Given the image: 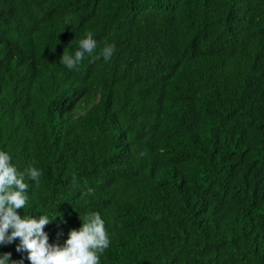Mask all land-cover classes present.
Listing matches in <instances>:
<instances>
[{"label":"trees","instance_id":"trees-1","mask_svg":"<svg viewBox=\"0 0 264 264\" xmlns=\"http://www.w3.org/2000/svg\"><path fill=\"white\" fill-rule=\"evenodd\" d=\"M0 150L50 243L99 212L101 264H264V0H0Z\"/></svg>","mask_w":264,"mask_h":264},{"label":"clouds","instance_id":"clouds-1","mask_svg":"<svg viewBox=\"0 0 264 264\" xmlns=\"http://www.w3.org/2000/svg\"><path fill=\"white\" fill-rule=\"evenodd\" d=\"M73 41H76L74 50H64L59 58L60 64L70 70H75L86 56H93L98 46L92 32ZM114 52L115 45L106 44L95 58L102 57L108 62ZM41 175V170L34 164L21 170L9 151L0 150V246L18 239L16 251L27 252L30 264H101V256L110 247L111 237L99 212L80 214L81 226L68 232L63 245L50 243L45 231V226L58 215L18 212L29 206L30 188L39 182ZM11 256V252L0 253V264H23L12 260Z\"/></svg>","mask_w":264,"mask_h":264}]
</instances>
